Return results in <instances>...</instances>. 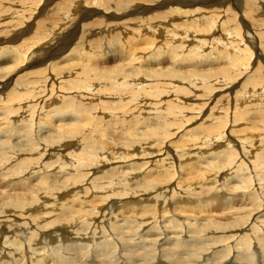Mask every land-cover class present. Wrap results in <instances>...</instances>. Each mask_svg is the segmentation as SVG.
Wrapping results in <instances>:
<instances>
[{
  "label": "rangeland",
  "instance_id": "obj_1",
  "mask_svg": "<svg viewBox=\"0 0 264 264\" xmlns=\"http://www.w3.org/2000/svg\"><path fill=\"white\" fill-rule=\"evenodd\" d=\"M68 1L69 0H57L51 6H47L44 8V0H0V83H4L6 80L3 78V76H12V74H14L13 77H15L8 87L0 90V147L2 148L3 146V148L6 147V149L11 150L5 152L4 155L1 156L5 161H0V178L5 179L4 181H2V184H0V217L2 216V214L7 213V216L5 214L3 219L12 220L8 224L5 223V226L9 228V231L6 230L3 234H0V264H68L66 262H69L70 264H148L147 262H149V264H264V171H262V169L264 170V120L259 118L262 116V114H260V110L262 111L263 109V106L260 105H263L264 102H259L257 97L252 94L251 96H254V100H252L251 106L244 108V110H252L250 111V113L245 115V113L240 109L239 111L242 112V114L244 113V116H241L239 123L235 125L236 129L246 128L245 130H241L245 131L242 134L244 136L247 134L250 135L252 133V136L254 137L256 136L255 134H258V142H251L253 143V147L258 148V145L260 146V152L258 153V149L254 150V148H252L253 154L250 155V157H253L255 154H259L260 156L261 153V156L258 157L257 160L258 163L256 161L257 165H252L251 162L254 163L255 161H251L247 158V156L246 158H239V155H237L236 158H232L233 161H237H231L230 165V162H228L230 158H228V161L225 158L229 155L225 153V156L223 155V157L221 158L218 157L217 159H213L216 160V162L223 160L224 163H220V165L216 167H214V165L212 166L219 170L217 171V177H213V179L209 181L207 179L201 180V177L196 175L193 176L194 178L189 176L187 174L189 173V170H184L183 164L178 165L179 158L172 156L173 163L170 162V166L166 161L168 159L164 158L167 155V153H164L165 150L167 151L168 149V151H170L173 155L174 151H176L175 147L180 149L179 146L181 144H179V142L182 141L183 137H199L204 131H206L205 133L209 131L211 120H205V116H203L204 118L196 117L195 119H189L192 116L195 117L198 115L196 112L197 109L201 110L203 112L202 114L205 115V113L207 114V111H211V109L214 107H216V109L226 108V100H224L225 98L223 95L225 94L224 90L226 89H213V84L215 80H220L222 82L221 77H223V74L220 73L217 68L227 69V65L223 60L219 62L215 60L201 62L200 59L193 62V64H196L195 66L189 63L180 64L178 61L179 59L175 57L177 53L181 52L180 49L175 51L174 54H170L169 52L166 54L163 53L161 55V57L163 58L157 60V57H160V55L157 54V51H160L158 47L163 43H166L168 46L173 48L175 43L174 41H172V37H169V40V38L165 34L168 31L172 33L171 30L173 28V34L177 33L178 35V39H176V42H179L182 49H185V51L188 48L198 49L201 46V41H206V49L204 54L209 52L210 46L209 48L207 47L212 42L217 40L215 36L223 39L227 31L222 30L221 28L220 30H217L216 27L214 35L213 32L210 31V28L206 27L208 30V34H206L202 39L198 40L197 42H191L189 41L190 39L188 41H184V38H182L184 36L182 35H186L187 31L195 32V30L197 29V27H193L195 25H193L192 27H187L188 23L197 21V23L199 22V24L203 26L204 22H206V19H201V17L197 14H186L184 11H193L198 9L201 11V13L203 12V18H205V15L208 16V13H210L208 11L213 10L216 14L221 16L224 14H222V11L225 10L229 4L223 3V5H208L201 8L202 6L197 5V7H193L191 5H181L177 2V0H174L175 2L172 1L173 5L163 8H156L155 0H135L132 4V8H137L138 10L140 9V11H138L136 14L125 16L121 20L118 19L120 22L124 23L123 27H99L97 25V20H101V18L100 16H96L95 18L83 23L84 25L90 27H81L80 32L77 33L78 35L75 42L64 53H62L61 56L55 58L54 60H50V62L48 61L41 67H29L26 70H22V72H19L21 70H18L19 73L17 74L16 68L22 67L26 63L16 65L14 61L9 60L11 55L9 53H5L4 51L9 52L10 50H13L15 48L22 47L24 46V44L30 42L31 40L32 41L30 42V44L32 45L30 49L41 47L43 42L47 43L48 33L46 32H51L52 30L59 27H61V30L64 28L61 26L64 24V17H62V15L65 14L66 8L68 6ZM101 1L103 2V0ZM176 8L182 10L183 13H171V9ZM86 10H88V8H86ZM112 14L114 15V13ZM152 14H154L155 17H151ZM177 17L179 19H177ZM115 20L116 19L111 20L108 23L111 24L115 22ZM223 20L224 18L221 19V23ZM239 21L240 19H237L235 22ZM252 21L253 19L245 18V22L249 27H252ZM185 22H187V24ZM176 23H182L181 26H185L170 27V25ZM28 24H32L31 27L33 28L27 35L24 36V38L14 41L11 40V35L13 34L14 29L17 31L20 29V27H24ZM208 25L210 26V24ZM150 26L153 27L151 28V31L153 32L152 34L149 33ZM201 26L199 28H202ZM219 27H221V25ZM103 29H108V31L103 32ZM38 31H43V36L39 37V39L36 40L38 38L36 36ZM60 31H57L56 34H59ZM178 33H182V35ZM152 40H155L156 43H149V41ZM226 40L228 39H226L225 37L222 43L226 42ZM171 41L173 42V45L170 44ZM89 42H92V51H88L90 50ZM97 42H102L101 45H103V48L94 50V47L98 46ZM131 42H134L136 44V54L132 56L137 58V60L134 64L127 65V59L124 63V60L122 61V59L120 58L121 53H123L124 50H129V48L125 46L130 44ZM87 44L88 50L87 48L84 49ZM137 44L139 45L137 46ZM121 45L125 48H121ZM257 46L258 45H256V48ZM165 47L163 49H165ZM148 48L151 50H148ZM146 50H148V54H140L141 52H145ZM228 50L231 49L228 48ZM257 51L258 55H262V57H264L263 54H261V51H259V48ZM186 55H188L189 57V53H186ZM142 58L144 62L145 60L151 62H145L141 66ZM50 63L51 69L52 66H54L55 68L53 74L57 75L56 77H61V79L55 81L54 84L55 87L57 86L58 91H63L59 86L61 84V81L69 82L70 80H76L79 77L75 74L77 68H80L81 72L84 71L86 74L90 72L92 77H97V83L92 89L94 94H91L89 92L78 93L79 91H70V94H66V92L61 94L57 93L61 97L65 98V101H69V99L73 100L75 105H77L78 107H86L92 111L90 122H83L82 124H80V121H75L79 122L80 126L82 127V132L80 133H90L96 135L93 139H98L97 144H99L100 142L104 143L103 145H107L108 143V145L110 146H116L117 148L109 154V157L112 155L115 157H119L124 153V151L126 153L130 152L136 155L133 157V159L131 158L132 160L130 161H107L104 167L105 169L102 168L103 173L100 174L102 176L93 175L92 177L97 180V185L99 186V188H95L96 186H94V184H92L91 186L90 179L88 178L90 176L84 177L86 176V172L89 171L88 169H85L84 172L79 171V174L81 173V177L79 176V174L78 176L75 175L74 177V172L71 170H69V172L67 169L59 170L58 163L62 165L69 162L68 158H65L68 159L66 162L64 158L58 156L59 152L63 153L64 155L65 153L68 154V150H64L65 148L60 149L58 147V144L61 142L54 144L52 142H49L50 144L48 142H42L48 148L51 147L50 145H54L58 148V151L54 152L58 154L53 155L51 159V156L45 155L42 157L40 155V146L42 147V145L40 144L39 147H37L39 150L37 148L31 149L25 147L24 150L19 149L20 147L23 148V144H26L28 140L36 141L39 137L44 138L45 136L48 139L50 134V138L54 139L53 137L57 134L56 130L58 129V126L62 124L58 122V119L45 120L46 117L44 116L56 114L53 111V108L55 107H51V105L46 106L47 108H44L46 109L44 111L45 114L43 116L40 115L41 109L38 110V108L36 109L34 107H31L33 105V102H28V99H23V97H21V94L24 92L27 94L31 93V87L21 88L20 86H17V81L20 78L26 80L29 79L30 81H32V79L29 78L32 77V72L45 68ZM176 63L178 65H176ZM257 63L264 68V59H258L257 61V57L254 58V61L252 62V66H254V69H257ZM6 66H9L11 69L3 70ZM138 67H140L142 71L132 72L136 76H125L129 71L131 72L132 70H138ZM194 67H197V69L199 70L198 72L204 73L202 75H195L199 80H195L193 77L188 76L189 74H185L186 71ZM120 68H123V72L120 75L111 72L114 69ZM161 68L164 71L167 69H174L173 72H179V75L176 74V76L171 77L170 80L166 82L167 85L171 84L177 86L180 90L179 92H176L175 90H168V88L164 86L160 87V85H162L161 81L165 77L158 78L151 73H153L156 69ZM210 70L212 71L208 72ZM64 72H67L66 75L63 74ZM110 76H112V78H110ZM114 80L123 81V84L142 83L148 85V88H146L145 90L134 88L133 93H126L124 92L125 88L123 87V85H117ZM30 81H28L29 83H27V85H30ZM110 81L112 83L111 85H109ZM207 86H211V90ZM49 87H51V82L49 83ZM210 95L215 96L217 102H213L212 104L208 105L206 101ZM132 96L138 97L134 98ZM233 96L234 95H232L230 98V100L232 99L233 102L231 101L229 106V123L232 122L231 119L234 116L235 111V100ZM56 103L57 101L52 104ZM185 104H190L191 106H193L191 107V109L192 111L195 109L194 114L191 112L183 114L184 111L189 110V106ZM196 105L197 107L195 108L194 106ZM26 106H28L29 111L25 112V114L26 117H29L26 118L27 121H22L23 119L20 115H23L24 113L23 111L20 112V110L25 109ZM258 106H260L261 108ZM9 109L13 111V114L11 116L5 115V112ZM178 112H182L183 117L177 116ZM68 116H70V118L66 120L70 121L73 115L68 114ZM151 118L157 119H153L152 121L150 120L151 123L147 125L148 127H155L153 121L157 122L159 120H162L160 124H157L158 129L155 130L156 133H154V135L148 136L149 139L147 137L145 138L146 140H140V142L134 145L132 148L131 146H128L127 149L124 150V146H127L126 142L129 143L127 136L129 135L128 131L139 133L142 130H146V128H144V125L146 121ZM133 120L135 122L137 121V124L133 122ZM169 120L171 123H169ZM204 122H207L208 126H205ZM49 123H52V125L50 124L51 127L48 125ZM98 123H101L98 126L100 128H96L103 131V133H100L102 137L99 136V133L95 131V126ZM123 123L125 125L122 126ZM183 123L184 127H182ZM29 124L31 125L30 127ZM139 124L142 125L140 126ZM115 125H117L118 128L120 127V129L117 130V127H115ZM226 129L228 133H231V127H228V125H226L224 130L226 131ZM25 131L27 132V134H25ZM59 131L60 132L58 133L60 134L62 132V129H59ZM241 131H232V135H234L233 137H236L235 135L240 134ZM253 137H251V140L253 139ZM72 138L74 142L79 145L80 136L74 135ZM153 140H155L154 143L159 142L161 144L157 146L159 147V149L164 148L163 153L158 155L154 159L146 158L151 155L141 156L145 153L146 150L152 149V145H155L154 143L151 144ZM190 140L192 142V139ZM191 142L188 143V148H191ZM184 143H187V141L182 142V144ZM225 144L227 143H224V146ZM74 148H76V146ZM222 148L223 146L219 149ZM216 150L219 153L218 147L216 148ZM234 150H238V152H240V149L237 146H235ZM203 152L204 150H202L201 152L202 155H199L198 153V155L191 156L189 158H191L193 161L196 160L198 164L202 165L203 161L200 162V160H206L207 158V161H209L210 159V155H203ZM224 152L228 151H222L221 153ZM228 153L230 154V152ZM212 157L214 158L213 155ZM160 159L161 162L159 161ZM191 159H189V161ZM149 160L150 162H152V164L149 163L147 165L149 166V168L145 170L146 180L152 179V177L157 176V174L161 175V167H168L171 178L164 180V182H159V187L153 193L146 191L145 188L142 187L143 190H141L140 193L146 192L144 195L134 194L130 197H125L124 194L118 195V191H121V194L125 193L127 191V187L129 189L136 188L138 186H141L140 182L143 181L141 178L135 181L136 177L140 176L135 175L137 173L134 174V177L131 175L133 177V179H130L131 182H129L128 179L126 180L125 176V179H123L121 175H118L120 178H117V174L115 175L112 171L114 170L113 168L128 164L131 165L130 168L129 166H124L125 168L121 167V169L118 170L123 169V171L129 172L132 171L133 168L137 167L140 163L142 164L144 162H148ZM155 160L158 161L155 162ZM50 161H55L54 167L45 168L46 170H44L41 165L50 164ZM225 162L227 163V166H224ZM235 163H239L243 166L244 164H246L249 167L247 166L248 168H244L243 166H240V168L237 169L235 167ZM155 166L157 167L154 168ZM258 166L260 169L258 168ZM233 169H235V171ZM36 170H39L37 171L38 173L34 172ZM149 170H151V174L153 176H149ZM136 171L137 170H135V172ZM71 175L72 178L69 179L68 177H70ZM105 176H110V178L113 176L114 178L111 179L109 184H105L102 183L105 182L103 181L105 180ZM8 179H12V181H9ZM70 180H72V184H70L71 182L69 183ZM85 180L87 182H84ZM14 183L19 184L16 191L24 188L23 190L31 189V193H38V196L34 199L35 202L33 204L27 203L25 206L20 207L19 205H16L15 202L13 204L6 201L3 198L4 190H6L7 188H11V185ZM73 184H87V187L89 189L87 188L88 190L83 192L81 191L83 195H79L80 199L82 200L86 196V199L88 198L91 200V197L94 196V206H97L98 204L97 209L99 211L103 209L102 213L99 212L98 214H95L91 210V212H93L94 214L92 216L86 215L85 221L87 222H93V220L97 219L98 224L93 225L95 228L84 226L83 220H81L80 223L79 220L76 223H73V221V224H70V218L63 219L62 215L54 218L52 216H48L47 211L51 210H44V205L46 203V200L44 199L46 197L48 201H52L54 199L63 200V198H67L68 201L76 200L74 197L69 196L68 194L66 195V193H68L69 191L71 192L78 189V187L75 186L73 190ZM194 184L196 185L193 186ZM167 185L168 188L171 185V187H176V189L174 188L176 191L175 193H173L172 200L181 196L190 195V197L194 198L193 195L205 196L206 194H208V196H210L211 198L210 200L212 201H210L207 205L209 209L207 207L203 208L202 206L203 210H205L203 211L205 217L202 216L200 218H194L193 215L191 216L189 214H180L181 212L178 208H180L181 206H177L175 201H167V198H169V194L165 193V186ZM212 186L214 189L209 188L210 190L208 191L205 189V187ZM61 188H64V190H62ZM33 189L36 192H34ZM53 189H57L59 192L57 190L53 191ZM39 191L41 192V194ZM85 193L87 195H85ZM236 193L238 194V196L236 195ZM110 194L111 196L108 197L106 201H104L103 197ZM140 196L147 198L154 197L155 199L151 204H138L137 206H135L136 208L134 207L135 204L130 203H128L129 206L124 207V204L127 201L134 202L139 199ZM242 196L244 197L242 198ZM69 197L72 198L69 199ZM253 199L255 201H253L252 203ZM198 201L199 200L194 201L193 206H195ZM108 202L109 204H113L114 202L117 205L114 204V206L112 205L108 208ZM120 203L122 204L121 207ZM87 204L90 207L93 206L90 205V202H87ZM221 204L223 206H221ZM116 206L118 207V209L116 208ZM214 206L218 208H214ZM76 207L80 208V205H76ZM85 207H87V205ZM185 207H187V204H185ZM149 208H152V211ZM235 209L237 211H240L241 214L239 216L235 215V213L237 212ZM96 212L98 211L96 210ZM249 212H252L254 214L248 215ZM103 213L105 215H101ZM141 213L145 217L141 216ZM202 214L203 213H201V215ZM148 216L154 217V220H149ZM159 216H161V218H165L166 220H160ZM2 217L0 219H2ZM145 219L149 221L147 222L148 224L143 222ZM67 223H69L70 225ZM11 224L16 225L14 226L15 228H12V226H10ZM117 225H119V227ZM70 227L72 228L70 229ZM79 227L82 229H80ZM165 229H169V231L171 230V234H164V236H160L162 232L165 231ZM62 231L65 232L63 233ZM72 231H75V234ZM173 232L177 233L175 234ZM158 236L164 237L162 239V242L164 240L167 243H165L164 245L162 244V247L157 248V246L152 245V242L149 241V239ZM166 236H172V238L169 239ZM242 241H246L247 243H243ZM6 248L10 250H7ZM15 249L16 251H14ZM231 249L233 250V254ZM238 249L240 251H238ZM7 251L11 252V256H9L10 253L8 254ZM235 251H237L236 254ZM219 259H224L225 261H221ZM63 260L65 261L63 262Z\"/></svg>",
  "mask_w": 264,
  "mask_h": 264
},
{
  "label": "bare ground",
  "instance_id": "obj_2",
  "mask_svg": "<svg viewBox=\"0 0 264 264\" xmlns=\"http://www.w3.org/2000/svg\"><path fill=\"white\" fill-rule=\"evenodd\" d=\"M10 1H12V0H10ZM56 1L57 0H44V3H43L44 8L47 7V6H51ZM134 1L135 0H115V1H112V0H103V2H102L101 0H85V1H82V0H69L67 2V5L68 6L66 8L65 14L62 15V17H64V24L61 25V26L64 27V28L61 30V27H59V28H56V29L52 30L51 32L50 31H48V32L44 31V32L48 33V35H47V38H48L47 43L46 42H43V44H42L41 47L36 48V49L35 48H33V49L31 48L32 49V51H31V49H30V47L32 45V44H30V42L32 41L31 40L30 42L24 44V46H22V47L15 48L13 50H10L9 52L8 51H4V52L5 53H9L11 55L9 60L14 61L16 65L25 64L26 63L24 66L19 67V68H16L17 74L19 72H22V70H26L29 67H31V68L41 67L43 64L47 63L48 61L50 62V60H54L55 58L61 56L62 53H64L75 42V40L77 38V35H78L77 33L80 32V28L81 27H83V28L90 27V26L84 25L83 23L86 22V21H88V20H90V19L95 18L96 16H100V18H101V20H97V25L99 27H107V28L108 27L109 28L110 27H115V26L116 27H123L124 23L120 22L119 20H121L125 16H128L130 14H136L138 11H140V9L138 10L137 8H132V4L134 3ZM172 1L175 2L174 0H170V1H167V0H164V1L155 0L156 8H163V7H168L170 5H173L172 4L173 3ZM177 2L179 4L185 5V6H189V5H191L193 7L194 6L195 7L202 6L201 8H203L204 6H208V5L214 6V5H217V4L223 5V3H228L229 4L228 7L225 9L227 11H225V10H223L224 12L222 11V14L224 13L223 15H221L222 17L220 15L216 14L213 10L208 11V12H210V13H208L209 14L208 16L204 14L206 16L205 18H203L204 17L203 16V12L201 13V11L198 10V9L197 10H193V11H191V10L190 11H186L185 10L184 12L186 14H188V13H190L191 15H196L197 14L198 16L201 17V19H206V22H204V25L202 24L203 26H201V24H199V22L197 23V21L192 22V23H188V24H187V22H185L187 24V27H192L193 25H195L193 27H197V29L195 30V32L187 31L186 32V35H182V33H178V34H181L182 36H184V37H182V38H184V41H188L190 39L189 41H191V42L192 41H196L197 42L198 40L202 39L206 34H208V32H207L208 31L207 30L208 27L210 28V31L213 32L214 35H215L216 27H217V30H220V28H221L222 30H226L227 31V33L225 34V37L228 40H226V42H223L222 43V41L224 40L225 37H223V39H221L220 37L215 36L217 40L214 41V42H212L210 45H208L207 48H209V46H210V48H209V52L205 53L206 55L204 54L205 49H206L205 48L206 47V41H201V46L198 49L197 48H193V49L188 48L185 51V49H182L181 48L179 42H176V39H178V35H177V33L173 34V28H172V30H171L172 33H170L168 31L165 34H166V36L168 38L169 37H172V41H174L175 45L173 46V48H171L166 43H163L161 46L158 47L160 51H157V54L160 55V57H157V60H158L160 58H163V57H161V55L163 53L166 54V53L169 52L170 54H172V53L174 54L175 51H177V50L180 49L181 52L179 51L180 53H177L176 56H175L177 59H179L178 61H179L180 64L189 63V64L195 66L196 64H193V62H195V60H198V59H200L201 62L202 61H208V60H210V61L211 60H215L217 62H219L221 60L225 61V64L227 65V69L226 68H217V70L220 73L223 74V77H221L222 82L220 80H215L214 81V84H213V89H226V90H224L225 91V94H223L224 95V98H225L224 100H226V108H224V109L223 108L216 109V107H214V108L211 109V111L210 110L207 111V114L205 113V115L202 114L203 112L201 110L197 109L196 112H197L198 115L195 116V117L192 116L189 119H195L196 117L202 118L203 116H205L206 117L205 120H211L210 121L211 124L209 126V131L207 133H205L206 131H204L201 134V136H199V137H193V136H190L189 138L183 137L182 141L179 142V144H181L179 146L180 149H178V148L175 147V149H176V151H174V154L175 155L174 154L172 155L171 152L168 151V149H167V151L166 150L164 151V148H160L159 149V147L157 145H161V144L159 142L158 143H156V142L154 143L155 140H153V142L151 144L154 143L155 145H152L153 146V147L151 146L152 149L146 150L145 153L142 154L141 156L151 155V156H148L146 158H148V159L149 158L154 159L158 155L162 154L163 151H164V153H167V155L164 158L165 159L166 158L168 159L166 161L169 164V166H170L171 163H173V159H172L173 157L172 156H175V157L179 158L178 165L179 164L180 165L183 164V166H184L183 169L184 170H189V173H187L189 176H191L192 178H194L193 176L196 175V176L201 177L200 178L201 180L202 179H204V180L207 179V180L210 181L211 179H213V177L216 178L217 175H218L217 171L219 169H216L214 167L220 165V163L221 164L224 163L223 160L222 161H218L217 160L218 162H216V160H213V159H217L218 157L221 158V157H223V155L225 153L229 155L228 157H225V158H226L227 161H228V158H230V160L228 161V162H230V165H231V161H233L232 158H236L237 155L240 156L239 158H242V157L243 158H246V156H247V158L250 159L251 161H255L254 163L251 162L252 165L256 164V161L258 160V157L261 156V153H260V156H259V154L258 155L255 154L253 157H250V155L253 154V149L252 148H254V150H257L258 149V153L260 152V149H259L260 146L258 145V148L257 147H253L252 146L253 143L251 142V141H253L255 143L258 142V134H255L256 136L253 137L252 136V133L250 135H248L246 133L247 135L244 136L242 134L245 131H241V130H245L246 128H241L240 129V128L237 127L238 129H236L235 125L237 123H239V120H240L241 116H244L243 115L244 113H245V115H247L252 110V109H250V110H248V109L244 110V108H247V107L251 106V102H252V100H254V96H251L252 94L257 97V99H258L259 102H264V68H263V66L258 65V63L256 64L257 69H254V66H252V62L254 61V58L257 57V61H258V59H264V57H262V55H258V51H257L258 48H259V51H261V54H263V56H264V0H177ZM86 8H88V10H86ZM199 9H200V7H199ZM241 11H242V13H241ZM174 12L183 13L182 10L177 9V8L176 9H171V13H174ZM112 13H114V15ZM151 17H155V15L152 14ZM185 17H188V16H185ZM222 18H224V20L221 23V19ZM245 18L253 19V21H252L253 22L252 23V27H249L246 24ZM114 19H116L115 22H113L111 24L108 23L109 21L114 20ZM177 19H179V18L177 17ZM237 19H240L241 22L240 21L239 22H235ZM182 23H176V24L170 25V27H179V26L182 25ZM208 24H210V26ZM220 25H221V27H219ZM31 26H32V24H28V25H26L24 27H20V29L17 30V31L14 29V32L11 35V38H12L11 40L14 41V40H20V39L24 38V36L27 35L31 31V29L33 28ZM183 26H185V25H183ZM183 26H181V27H183ZM200 26L202 28H199ZM167 27H169V26H167ZM151 28H153V27L150 26V32H149L150 34L153 33L151 31ZM58 29H60L61 31L58 30ZM57 31H60L59 34H56ZM107 31H108V29H103V32H107ZM141 31H142V29H141ZM36 36L38 37L36 40H38L39 37H42L43 36V31H38ZM197 37H199V38H197ZM169 40H170V38H169ZM172 41L170 42V44L173 45V42ZM177 41H179V40H177ZM151 42H152V44H155L156 43L155 40L149 41V43H151ZM101 43L102 42H97L98 46H95L94 47V50H96L98 48H103V45H101ZM167 43H169V42H167ZM138 45L139 44H137V46ZM256 45H258L257 48H256ZM254 46H255V49H254ZM89 47H90V50H88V44H87L84 47V49L87 48L88 51H92V42H89ZM125 47H128L129 50L128 51H125L124 50V52L121 53V58L120 59H122V61L124 60L123 61L124 63H125V61L127 59L126 64L127 65H132L137 60V58H135L134 56H132V55L136 54V52H135L136 51V44L134 42H131L130 44L126 45ZM125 47H123L121 45V48L124 49ZM164 47H165V49H163ZM228 48L231 49V50H228ZM148 50H151V49L148 48ZM148 50H146L145 52H141L140 54L141 55H143V54L146 55V54L149 53ZM197 52H199V53H197ZM186 53L187 54L189 53V57H188V55H186ZM203 55H205V56H203ZM145 62H151V61L145 60ZM145 62H144V60L142 58L141 66ZM176 65H178V64L176 63ZM50 66H51V63L47 67H45V68H42V69H39V70H36V71L32 72V74H31L32 77H29L30 79H32V81H30L29 79L26 80V79H23V78H20L18 81L16 80L18 82L17 83V86H20L21 88L31 87V90H32L31 93L27 94V93L24 92V93L21 94V97H23V99H28L27 100L28 102L29 101L30 102L32 101L33 102V105L31 107H34L36 109L38 108V110L41 109L40 110V115L43 116L45 114L44 111L46 109H44V108H47L46 106H48V105L50 106L51 105V107H55V108H53V111L56 114L49 115V116L48 115L44 116V117H46L45 120L46 119H49V120L58 119V122H60L62 124L58 126V129H57L58 131L55 129L56 132H57V134L55 135V133H54V135H55V136L53 135L54 136L53 137L54 139H51L50 138V135H51L50 133H49L50 135H49V138L48 139L46 138V136L44 138L43 137H39L36 141L28 140V138H27L28 142H26V144H23V148H21V147L20 148L19 147H16V148L23 149V150H24V147L25 148L36 149L37 147H39V144H40V145H42V147L40 146V155L42 157L45 156V155L51 156L50 157V159H51L53 155H57L58 154V153H54V152L58 151L57 150L58 148L55 147L54 145H50L51 147L48 148L42 142H45V143L46 142H48V143L49 142H52L53 144L54 143L61 142V143L58 144V147L60 149L65 148L64 150H68L67 153L69 155L66 154V153L64 155L63 153H60L59 152V155L58 156H60V157H62L64 159L65 158H68L69 159V162L68 163H64L62 165L60 163H58L59 164V167L58 168H59V170L60 169H67L68 172H69V170L73 171L74 172V177H75V175L78 176L79 171L80 172H84L85 169H88L89 171L86 172V176H84V177L90 176L92 178L93 175L94 176H98V175L99 176H102L100 174L103 173L102 172V168L105 167V164L107 163V161H110V162L117 161L118 162V161H128V160L130 161V160H132L133 157L136 156V155L134 153H130V152L126 153L125 151L119 157H115L113 155L109 157V154L114 149L117 148L116 146L115 147H113L114 145L113 146H110V145H108V143H107V145L106 144L103 145L104 143H100V142H99V144H97L98 143V139H93V138H95L96 135L90 134V133L89 134H86V133H83L82 134V133H80V132H82L81 131L82 130V127L80 126V124H82L83 122H90V119H91V116H92V111L89 110V108H86V107L85 108L84 107H78L77 105H75V103H74L73 100H70L69 99V101H65V98H63V97H61L60 95L57 94V93L61 94V93H64V92H66V94H70L71 93L70 91H74V92L79 91L78 93H80V92H89L91 94H94L93 91H92V89L94 88L95 84L97 83V77H92L91 74H90V72L86 74L84 71L81 72L80 68H77L76 71H75V74L77 76H79V77L76 80H70L69 82H65V81L62 82L61 81V84L59 86L61 87L60 89L63 90V91H60L59 90L60 91L59 92L57 90V86L55 87L54 84H55V81L61 79V77L60 78L59 77H56L57 75H54L53 74L54 69H55L54 66H52V69H51ZM49 67H50V69H49ZM9 69H11V68L9 66H6L3 70H9ZM18 70H21V71L18 72ZM173 70L174 69H170V70L167 69V70L164 71L161 68V69H156L155 71L153 70L154 72L151 73V74H153L155 77H158V78L165 77V78L162 79V81H161V84L162 85H160V87L164 86V87L168 88V90H175L176 92H179L180 90H179V88L177 86H174V85H171V84L170 85H167L166 84V82L168 80H170L171 77L176 76V74L179 75V72H173ZM135 71H139L140 72L142 70H141L140 67H138V70H132L131 72L129 71V72H127V74L125 76L126 77L136 76L135 74L132 73V72H135ZM198 71L199 70L197 69V67H194V68L189 69L188 71H186L185 74H189L188 76L193 77L195 80H199V79H197V77L195 75L196 74L202 75L204 73L203 72H198ZM211 71L212 70H210L208 72H211ZM111 72L112 73H116L117 75H120L123 72V68L114 69ZM66 73L67 72H64L63 74L66 75ZM13 75L14 74H12V76H3V78L6 79V80H5L4 83H0L1 84L0 90L1 89H5L6 87H8L11 84L12 80L15 78V77H13ZM15 76H16V73H15ZM110 78H112V76H110ZM106 80H108V79H106ZM28 81H30V85H27V83H29ZM114 81L119 86L122 84L123 87L125 88L124 92H126V93H133L134 92V88H139L141 90H145L146 88H148V85H145V84H142V83H138V84H136V83H132V84L131 83H125V84H123L122 83L123 81H119V80L118 81L114 80ZM50 82H51V87H49V83ZM111 84L112 83L110 81L109 82V85H111ZM207 87L211 90V86H207ZM89 93H87V94H89ZM230 94H231V96L234 95L233 98L235 100L234 101V103H235L234 104L235 111H234V116L231 119V121H232L231 123H229L230 122V118H229L230 108H229V106H230L231 101L233 102V100L232 99L230 100V98H231ZM78 96H79V94H78ZM132 97L136 98L138 96H132ZM72 99H74V98H72ZM19 100H20V98H19ZM56 101H57L56 104H52V103H54ZM206 102H207L208 105H210L213 102H217V100H216V97L215 96H211L210 95ZM52 105H54V106H52ZM185 105L189 106V110L188 111H184L183 114H185V113L187 114V112H189V113L191 112V113L194 114L195 109L193 111L191 109V107H193V106H191L190 104H185ZM260 106H263L262 107L263 109H262V111L260 110V114H262V116L259 117V118L264 120V103H263V105H260ZM260 106H258V107H260ZM194 107L196 108L197 105L194 106ZM19 108H21V107H19ZM19 108H17V109H19ZM242 108H243V110H242ZM240 109H241L242 112H244L243 114H242V112L239 111ZM22 111L24 113L23 115H20L22 117V119H23L22 121H25V120L27 121L26 118H28L29 116L26 117L25 112H28L29 111L28 106H26L25 109L20 110V112H22ZM47 112H49V111H47ZM5 113H6L5 115L11 116L13 114V111H11L9 109ZM68 114L73 115V117H71L72 119L70 121H67L66 120V119L70 118V116H68ZM257 114H258V112H257ZM34 116H35V114H34ZM177 116L183 117L182 116V112H178V115ZM153 119H155V118H151L149 120L148 119H145V120H148V121H146V123L144 125V128H146V130H142L139 133H134V132H131V131L129 132L128 131L129 135H127V136H128L129 143H127L125 141L127 146L126 147L124 146V150L127 149L128 146H131V148H132L134 145H136L137 143H139L140 140H143V139L146 140L145 138H147L150 135H154V133H156L155 130L158 129L157 124H160L162 122V120L161 121L159 120L157 122L156 121H153L155 127H153V126L152 127H148L147 125L149 123H151L150 120L152 121ZM76 120L80 121V124H79V122H75ZM131 120H132V118H131ZM133 122H135V121L133 120ZM135 123L137 124V121ZM169 123H171L170 120H169ZM50 124L52 125V123H49L48 125L50 126ZM100 124L98 123L95 126V131L99 133V136H101L100 133H103L102 130L97 129V128H100V127H98ZM123 125H125V124L123 123L122 126ZM139 125L141 126L142 124H139ZM204 125L205 126H208V123L207 122H204ZM226 125H228V127H231V129H230L231 130V133L230 132L228 133L227 129H226V131L224 130V128L226 127ZM30 126L31 125L29 124V127ZM115 127H117V125H115ZM136 127H137V125H136ZM182 127H184V123H183V126ZM91 128H93V127H91ZM147 128H148V130H147ZM59 129H62V132L60 134L58 133V132H60ZM118 129H120V127L119 128L117 127V130ZM41 130H42V128H41ZM137 130H136V132H137ZM176 130H177V128H176ZM234 130L241 131V133L238 134V135H235L236 137H233L234 135H232V131H234ZM27 131H28V129H27ZM48 131H46V132H48ZM134 131H135V129H134ZM25 134H27V132ZM74 135H79L80 136L79 145H77L74 142V140L72 138ZM251 137H253L252 140H251ZM148 139H149V137H148ZM190 139H192V142H191ZM183 141H187V143L182 144ZM190 142H191V148L190 147L188 148L187 146H188V143H190ZM224 143H227V144H225V146H224ZM74 145L76 146V148H74L75 147ZM56 146H57V144H56ZM222 146H223V148L222 149H219ZM235 146L239 147L240 152H238V150H234L235 149ZM217 147H218L219 153L216 150ZM79 148H80V150H79ZM156 149H159V150H156ZM202 150H204L203 155H206V156L208 154L210 155L209 161H207V158H206V160H200V162L203 161V164H205V165L202 164L203 166L200 165V164H198V162L196 160L193 161L191 158H189L191 156L198 155V153L200 155L201 152H202ZM8 151H11V150L10 149H6V147L3 148V146H2V148L0 147V161L1 162L5 161L1 156L4 155V153L5 152H8ZM222 151H228V152H230L231 155L228 152L221 153ZM47 152H48V154H47ZM212 155L214 156V158L212 157ZM164 158H163V160H164ZM68 159H65L66 162H67ZM189 159H191V160L189 161ZM60 160H62V159H60ZM157 161L158 160H155V162H157ZM159 161L161 162V159ZM234 161H237V160H234ZM149 163L152 164V162H150V160L148 162H144L142 164L140 163L137 167L133 168L132 171H129V172H125V171H123V169L122 170H118V169H121V167L125 168L124 166H129V168H130L131 165H128V164L122 165V166L120 165V166H118L116 168H113L114 170L111 169L114 172L115 175L117 174V178H120L118 175H121V177L123 179H125V177H126V180L128 179V181L131 182L130 179L131 178L133 179L134 174L137 173L135 175H140V176H137L135 181H137L139 178H141L142 181H143V182H140L141 183V186H138L136 188L129 189L127 187L126 188L127 191L125 193H122L121 194V191H118V195H123L124 194L125 197H130V196H132L134 194L144 195L146 192L140 193V191L143 190V188H145L146 191H148L150 193H153L159 187V185H158L159 182H164V180H166L168 178H171V174L168 171V167L167 168L166 167L165 168H162L161 167V169H162V170L160 169L162 171V174L161 175L160 174H157V176H153L151 174V170H149L148 171L149 176H153V177H152V179L146 180V178H145L146 177L145 176V173H146L145 170L147 168H149V166H147ZM257 163H258V161H257ZM54 164H55V161H50V164L41 165V166L43 167L44 170H46L45 168H53L54 167ZM119 164H121V163H119ZM235 164H236L235 167L237 169L240 168V166H243V165H241L239 163L238 164L235 163ZM259 164H262V163H259ZM213 165H214V167H212ZM224 166H227V163L226 162H225ZM247 166L248 165L244 164L243 167L245 168ZM156 167L157 166H155L154 168H156ZM258 168H259V166H258ZM135 170H137V171L135 172ZM233 170L235 171V169H233ZM37 171H39V170H36L34 172L35 173H38ZM262 171H264V170L262 169ZM40 172H41V170H40ZM113 172H112V174H113ZM80 174H79V176H80ZM90 177H88V178L90 179L91 186H92V184H94V186H96L95 188H99V186L97 185V183H98L97 180L94 179V178L91 179ZM35 178H37V177H35ZM68 178L71 179L72 178V175L70 177H68ZM113 178H114L113 176L111 178H110V176H105L104 177L105 180L102 179L105 182H102V183L109 184L110 181H111V179H113ZM12 179H8V180L9 181H12ZM4 180H5L4 178L3 179L0 178V184H2V181H4ZM71 181L72 180H70L69 183ZM84 182H87V181L85 180ZM19 183H20V181H19ZM90 183H89V185H90ZM47 184H49V183H47ZM70 184H72V182ZM33 185H35V184H33ZM73 185H74L73 186V190H74V187L75 186H77L78 189H76L75 191H71V192L69 191L68 193H66V195L68 194L69 196L74 197L76 200H74V201H68L67 198H63V200H61V199H54L52 201H48V199L46 197L44 199V200H46V203L44 205V210H51V211H47L48 212V216H52L54 218L57 217V216H59V215H62L63 216V219H69L70 218V221H69L70 224L76 223L79 220H80L79 221V223H80L81 220H83L84 226H87V227L92 228V227H94L93 225L98 224L97 219L93 220V222H87V221H85L86 215L92 216L94 213L95 214H98L99 212L102 213L103 209H101L99 211L97 209L98 208V204H97V206H94V203H95L94 202L95 201L94 196L91 197V200L88 199V198L86 199V196L85 195H87V194L85 193V195H84L85 197L84 198L81 197V198H83L82 200L80 199L79 195H81L83 191H86V190L89 189L87 187V184L86 185L83 184L86 188L83 185H81V184H77V185L73 184ZM195 185L196 184H194L193 186H195ZM18 186H19L18 183H14V184L11 185V188H7L6 190H4L3 198L6 201L11 202L13 204L15 202L16 205H19L20 207L21 206H25L27 203L28 204H33L35 202L34 199L38 196L37 195L38 193H31V189H29V190L28 189L23 190L24 188H22L19 191H16L17 188H18ZM171 186L169 188H168V185L165 186V193L169 194V198H167V201H175L176 204H177V206L180 205L181 207L178 208L180 210V212H181L180 214H183V215L189 214L191 216L193 215L194 218H200L202 216L205 217V214L203 212L205 210H203V208L207 207L208 203L210 201H212V200H210L211 198H210V196H208V194H206L207 196L206 195L205 196L204 195H202V196L193 195L194 198L193 197H190V195L189 196H181V197H178V198H175L174 200H172L173 193H175V191H176L175 190L176 187H171ZM209 188L212 189L213 186L212 187H205V189L207 191L210 190ZM61 189L64 190V188H61ZM54 190H57V189H53V191ZM33 191L36 192L34 189H33ZM5 193H7V194H5ZM48 193H49V191H48ZM40 194H41V192H40ZM44 194H45V192H44ZM64 195H65V193H64ZM236 195L238 196L237 193H236ZM236 195H235V197H236ZM110 196H111V194L110 195H107V196H104L103 197V200L106 201L107 198L110 197ZM245 196H247V195H245ZM72 197H69V199H71ZM218 197H219V195H218ZM243 197L244 196H242V198ZM154 199H155L154 197L147 198V197L140 196V198L137 199L134 202L127 201L124 204V207L129 206L128 203L135 204L134 207L137 206L138 204L139 205L140 204L142 205L143 203L144 204L145 203L151 204L154 201ZM197 200H199V201L195 204V206H193V202L194 201H197ZM233 200H231V201H233ZM86 201L87 202H90V205L91 206L93 205V206L90 207L87 204ZM253 201H255V200L253 199L252 200V203H253ZM184 202H186V203H184ZM108 204H109V202H108ZM114 204H116V203L113 202V204H109L108 208L110 206H112V205L114 206ZM185 204H187V207H185ZM214 204H216V203H214ZM222 204H221V206H223ZM76 205H80V208L76 207ZM86 205H87V207H85ZM156 205H157V203H156ZM121 206H122V204L120 205V207ZM164 206H166V205H164ZM202 206H203V208H202ZM116 208L118 209L117 206H116ZM214 208H218V207H215L214 206ZM95 209L98 212H96ZM149 209H151V211H152V208H149ZM91 210L94 213L91 212ZM155 212H156V209H155ZM104 213L101 214V215H105L106 214V213L105 214ZM148 213H150V212H148ZM201 213H203V214L201 215ZM5 214L7 216V213H4V214H2L3 217L1 216L2 219H0V226L3 224L2 225L3 226V229H2V226L0 227V234L1 233L3 234L4 231H6V230L9 231L8 230L9 228L5 226V223L8 224L10 221H12L11 219H3L4 216H5ZM120 214H123V213H120ZM208 214H209V212H208ZM240 214H241L240 211H237L235 213L236 216H239ZM249 214H254V213L249 212L248 215ZM122 216H125V215H122ZM141 216H144V215L141 213ZM9 218H10V216H9ZM148 218H149V220H154V217H152V216H148ZM159 219L160 220H163V221L166 220L165 218H161V216H159ZM143 222L144 223H147L149 221H147L145 219ZM69 223H67V224H69ZM10 226H12V228H13L16 225H12L11 224ZM117 226L119 227V225H117ZM214 226H216V225H214ZM71 228L72 227H70V229ZM16 229H19V228H16ZM16 229H14V230H16ZM77 229H78V227H77ZM80 229H82V228H80ZM10 231H11V229H10ZM170 231H169V229L168 230L165 229V231H163L160 236H164V234L169 235V234H171ZM173 233L176 234L177 232H173ZM22 234H24V233H22ZM82 236H84V235H82ZM82 236H81V238H82ZM160 236H158V237H152V238L149 239V241L152 242V245L153 246H157V248L158 247H162V244L164 245L165 243H167L164 240L162 242V239L164 237H160ZM167 238L170 239V238H172V236L171 237H167ZM220 241H223V240H220ZM70 242H72V241H70ZM243 243H247V242L245 241ZM216 245H215V247H216ZM221 245H223V244H221ZM3 247H4V245H3ZM14 248H16V247H14ZM87 248H89V247H87ZM6 249L7 250H10L11 247H10V249H8V248H6ZM214 250H216V249H214ZM223 250H224V247H223ZM14 251H16V249ZM231 251H232V254H233V250L232 249H231ZM238 251H240V250L238 249ZM225 252H226V250H225ZM236 252L237 251H235V254H236ZM174 253H175V251H174ZM3 254H7V253H3ZM8 254H9V256H11V252L10 251L8 252ZM170 257H172V256H170ZM222 258H223V256H222ZM219 260L223 261L224 259H219ZM64 261L65 260H63V262ZM66 263L70 264L69 262H66ZM147 263L149 264V262H147Z\"/></svg>",
  "mask_w": 264,
  "mask_h": 264
}]
</instances>
